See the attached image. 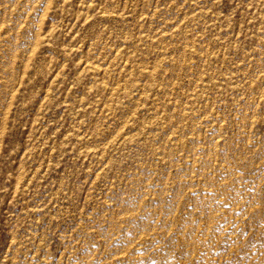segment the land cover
Here are the masks:
<instances>
[{
	"label": "rangeland",
	"instance_id": "obj_1",
	"mask_svg": "<svg viewBox=\"0 0 264 264\" xmlns=\"http://www.w3.org/2000/svg\"><path fill=\"white\" fill-rule=\"evenodd\" d=\"M0 264H264V0H0Z\"/></svg>",
	"mask_w": 264,
	"mask_h": 264
}]
</instances>
